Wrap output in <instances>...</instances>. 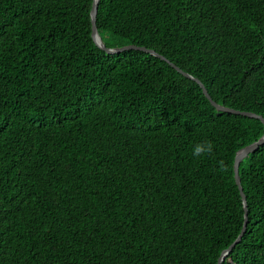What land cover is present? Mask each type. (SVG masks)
Returning <instances> with one entry per match:
<instances>
[{
    "label": "trees",
    "instance_id": "obj_1",
    "mask_svg": "<svg viewBox=\"0 0 264 264\" xmlns=\"http://www.w3.org/2000/svg\"><path fill=\"white\" fill-rule=\"evenodd\" d=\"M93 0H0V264H264L258 119ZM264 118V0H99ZM213 151L194 156L196 143ZM234 244V245H233Z\"/></svg>",
    "mask_w": 264,
    "mask_h": 264
},
{
    "label": "water",
    "instance_id": "obj_2",
    "mask_svg": "<svg viewBox=\"0 0 264 264\" xmlns=\"http://www.w3.org/2000/svg\"><path fill=\"white\" fill-rule=\"evenodd\" d=\"M98 2L99 0H93L92 2V6H91V10H90V20H91V37L93 39V41L95 42L96 46L101 49L102 51H105L108 54H119L123 51H127V50H138V51H144V52H148L149 54L158 57L164 61H166L167 63H169L177 72H179L180 74H182L184 77L193 80L196 84H198L200 86V88L202 89L203 94L206 96V98L209 100V102L211 103V105L219 112H225V113H231V114H236L239 116H244V117H248V118H253V119H258L262 122V124L264 125V118L262 116L250 113V112H240V111H236L234 109L231 108H226L224 106H220L218 104H216L214 101H212V99L209 97L207 91L205 90L204 86L201 84V82L197 79H194L193 77H191L190 75L183 73L179 68L175 67L174 65H172L168 60H166L165 58L159 56L158 54H156L154 51L145 49V48H139V47H135V46H126L123 48H115V49H109L106 48L103 43L102 40L100 38V36L98 35L97 32V27H96V15H97V9H98ZM264 144V134L263 136L256 142L252 143L251 145L239 150L235 156V160H234V166H233V170H234V179H235V183L238 187V190L240 192L241 195V199H242V203L244 206V223H243V228L237 238V240L234 242V244H236L242 237V235L245 232V228H246V224H247V210H246V198L245 195L242 192V187L240 184V178H239V174H238V167H239V163L241 162V160L246 157L248 154H250L251 152H253L254 150H256L259 146ZM233 244V245H234ZM232 246H230L227 250L223 251L217 264H220L222 262V260L225 258V256L228 254V252L230 251Z\"/></svg>",
    "mask_w": 264,
    "mask_h": 264
},
{
    "label": "clouds",
    "instance_id": "obj_3",
    "mask_svg": "<svg viewBox=\"0 0 264 264\" xmlns=\"http://www.w3.org/2000/svg\"><path fill=\"white\" fill-rule=\"evenodd\" d=\"M213 151V144L210 141H202L200 143H196L193 147V155L194 156H203L210 154Z\"/></svg>",
    "mask_w": 264,
    "mask_h": 264
}]
</instances>
